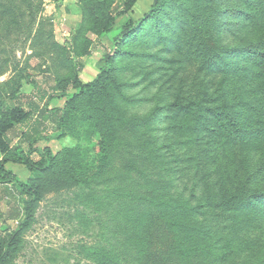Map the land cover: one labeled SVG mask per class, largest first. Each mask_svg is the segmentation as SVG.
<instances>
[{"label": "rangeland", "instance_id": "374dc122", "mask_svg": "<svg viewBox=\"0 0 264 264\" xmlns=\"http://www.w3.org/2000/svg\"><path fill=\"white\" fill-rule=\"evenodd\" d=\"M150 1L0 0V264H264V0Z\"/></svg>", "mask_w": 264, "mask_h": 264}, {"label": "trees", "instance_id": "16d2710c", "mask_svg": "<svg viewBox=\"0 0 264 264\" xmlns=\"http://www.w3.org/2000/svg\"><path fill=\"white\" fill-rule=\"evenodd\" d=\"M136 1H138V0H136ZM134 2H135V0H134ZM156 5H157V7H159L160 0L156 1L154 6H156ZM129 9H131V7ZM143 25H144V23L141 24V26H143ZM130 34L132 35V34H134V32H132ZM126 37H129V35H127ZM48 81H53V79L48 78ZM95 86H96V83L95 84L87 83V85H82V89L85 92L86 90H90V89L94 88ZM51 91L53 93H56L59 91V89H58V87L52 86ZM38 93H40V92L38 91ZM52 98L53 97H50L49 93H47V94L44 93L40 98L41 101L46 100V103L43 105V107H40V105H38L37 103H32V102L30 103V106L36 109V113H38V115L36 113H32L29 111H28V113H25V118H24L25 121L23 124L26 125L25 126L26 128H25V132L21 135V139L23 141H25L26 143H28L29 145L33 146L41 140V138H42L41 135L47 129V127H46L47 122L53 121L55 123V122H57V118H59L61 116L60 110H56L52 114H50V112L48 111L47 105L49 104V102L51 101ZM18 107H16V108H18ZM14 124H15V122H12L11 120H10V122H9V120L0 122V152L1 153H5V151H8L9 142L7 141V138L5 136L7 135V133L9 131H12L15 129ZM24 125H23V127H24ZM10 162H13V161L4 160L2 165H0V181L8 179L10 183L16 184L17 188H19V190L21 191L22 194H26L28 196L26 211L30 212L32 210V207L41 200L42 195L37 189L30 187L27 183L21 182L16 175H14L11 171L6 169V165ZM13 163H15V162H13ZM41 164H43V163H41ZM12 192L14 193L15 191H13V189H12ZM20 215H21V212L19 209H17L14 211L13 215H11V218L15 220V219L20 218Z\"/></svg>", "mask_w": 264, "mask_h": 264}, {"label": "crops", "instance_id": "0c3cea01", "mask_svg": "<svg viewBox=\"0 0 264 264\" xmlns=\"http://www.w3.org/2000/svg\"><path fill=\"white\" fill-rule=\"evenodd\" d=\"M150 2H151L150 0H138V5H140L141 11H145L146 8L149 7Z\"/></svg>", "mask_w": 264, "mask_h": 264}]
</instances>
